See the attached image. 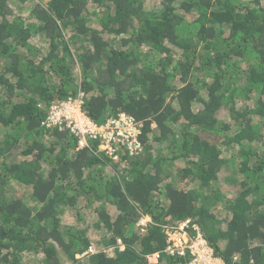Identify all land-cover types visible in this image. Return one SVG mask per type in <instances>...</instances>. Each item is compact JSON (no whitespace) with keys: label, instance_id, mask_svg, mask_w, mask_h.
Returning <instances> with one entry per match:
<instances>
[{"label":"trees","instance_id":"obj_1","mask_svg":"<svg viewBox=\"0 0 264 264\" xmlns=\"http://www.w3.org/2000/svg\"><path fill=\"white\" fill-rule=\"evenodd\" d=\"M81 94L139 147L50 127ZM186 220L264 264V0H0V264H187Z\"/></svg>","mask_w":264,"mask_h":264},{"label":"built area","instance_id":"obj_2","mask_svg":"<svg viewBox=\"0 0 264 264\" xmlns=\"http://www.w3.org/2000/svg\"><path fill=\"white\" fill-rule=\"evenodd\" d=\"M83 100L84 96L81 94L74 101L54 106L49 118V126L58 125L61 128L67 126L72 133L83 137L80 141L82 147L86 145L87 137L93 140L106 139L107 142L102 148L107 146L110 150V144L113 141H122L131 151L139 147L137 140L139 129L134 118L127 114H121L118 118L111 119L106 124L99 126L90 120L84 112ZM146 224L145 220L141 221V227H145ZM190 228L196 232L195 235L191 234ZM166 229L169 245L167 250L171 255L186 256L189 254L191 260L187 264H224L222 260L214 256L213 250L209 247L200 228L191 225V220ZM91 251L94 252L92 248Z\"/></svg>","mask_w":264,"mask_h":264},{"label":"rangeland","instance_id":"obj_3","mask_svg":"<svg viewBox=\"0 0 264 264\" xmlns=\"http://www.w3.org/2000/svg\"><path fill=\"white\" fill-rule=\"evenodd\" d=\"M25 6H26V7L29 6V3L25 4ZM23 16L28 17L29 14L26 13V12H24V13H23ZM117 42H118V39L116 38V39H115V43H117ZM103 148H107V146H106V147L104 146ZM230 154H231V152H230L229 150H226V151H225V156H226V157H229ZM221 184H222V183H221ZM67 218H68V217L65 215V216L63 217L64 221H66ZM68 220H69V219H68ZM28 263H29V264H40V260L37 259V258H34V259L31 258V260H30Z\"/></svg>","mask_w":264,"mask_h":264},{"label":"clouds","instance_id":"obj_4","mask_svg":"<svg viewBox=\"0 0 264 264\" xmlns=\"http://www.w3.org/2000/svg\"><path fill=\"white\" fill-rule=\"evenodd\" d=\"M122 114H125V113H122ZM127 115H128V114H127ZM129 116H130V115H129ZM131 117H132V116H131ZM132 118H133V117H132ZM115 119H116V118H115ZM134 120H135V119H134ZM143 220H145V221L147 222L146 226L148 225V222L151 221L150 217H148V216L145 217V218H143L141 221H143ZM141 221H140V223H139L140 226H141ZM186 221H187V220H186ZM183 222H185V221H183ZM183 222H181V223H183ZM181 223H179V224H181ZM179 224H178V225H179ZM146 226H145V227H146ZM175 226H177V225H175ZM166 230H167V229H165L164 232H165V234H166V236H167V241H166V243H167V242H168V235H167ZM202 235H203V234H202ZM214 256H215V255H214ZM215 257H216V256H215ZM216 258H218V257H216ZM218 259H219V258H218ZM223 263H224V262H223Z\"/></svg>","mask_w":264,"mask_h":264}]
</instances>
